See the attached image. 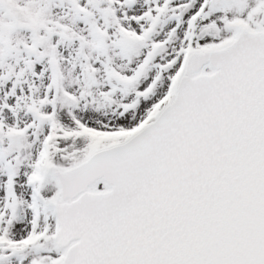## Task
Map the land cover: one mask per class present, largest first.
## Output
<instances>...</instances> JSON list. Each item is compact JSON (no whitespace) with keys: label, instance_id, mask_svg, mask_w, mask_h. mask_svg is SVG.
Returning <instances> with one entry per match:
<instances>
[{"label":"snow or ice","instance_id":"snow-or-ice-1","mask_svg":"<svg viewBox=\"0 0 264 264\" xmlns=\"http://www.w3.org/2000/svg\"><path fill=\"white\" fill-rule=\"evenodd\" d=\"M0 264H264V0H0Z\"/></svg>","mask_w":264,"mask_h":264}]
</instances>
